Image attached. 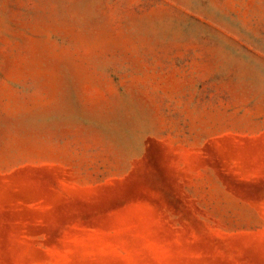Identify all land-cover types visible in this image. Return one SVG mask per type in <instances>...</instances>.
I'll return each mask as SVG.
<instances>
[{"label":"rangeland","instance_id":"obj_1","mask_svg":"<svg viewBox=\"0 0 264 264\" xmlns=\"http://www.w3.org/2000/svg\"><path fill=\"white\" fill-rule=\"evenodd\" d=\"M0 264H264V0H0Z\"/></svg>","mask_w":264,"mask_h":264}]
</instances>
